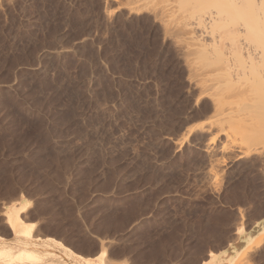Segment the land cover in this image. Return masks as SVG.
Listing matches in <instances>:
<instances>
[{
  "label": "rangeland",
  "instance_id": "rangeland-1",
  "mask_svg": "<svg viewBox=\"0 0 264 264\" xmlns=\"http://www.w3.org/2000/svg\"><path fill=\"white\" fill-rule=\"evenodd\" d=\"M117 5L0 0V237L16 244L2 219L23 203L31 236L60 242L52 250L65 259L96 258L103 237L116 264H200L252 226L264 155L210 165L193 146L215 132L197 130L213 119L210 95L238 98L212 87L198 97L176 45ZM247 256L264 264V245Z\"/></svg>",
  "mask_w": 264,
  "mask_h": 264
},
{
  "label": "bare ground",
  "instance_id": "bare-ground-1",
  "mask_svg": "<svg viewBox=\"0 0 264 264\" xmlns=\"http://www.w3.org/2000/svg\"><path fill=\"white\" fill-rule=\"evenodd\" d=\"M113 1L118 4L119 13L124 16L146 14L152 23L160 29L162 38L169 39V41L171 40L174 43L173 45H176V51L179 52L178 56L183 61V64H181L189 66L188 69L187 67L185 68L193 72L192 74L188 72L190 76H194V79H189L188 82H194V88H198L196 91L199 90L198 97H202V93L207 91L206 88L209 90V87H212L215 91L220 90L221 93L219 94L221 96L226 95L238 98L237 106H233L236 103L233 99L228 98L229 101L226 99L228 102L231 100L233 103L234 101V104L231 105V103L225 102L224 98H222L224 103L228 104L226 106L223 103L220 104L222 100L220 102L217 100L220 98L219 96L211 98L213 95L208 93L211 99L209 100L210 104H212V108L208 111L211 112L213 110V114L210 115L213 119L207 122V127L198 124L197 130L211 134L212 131H209L214 129L215 132L213 131L214 134L210 135L211 138H208L209 140L206 137L207 140L205 141L207 142L205 145H203L205 142H203V138L201 139L202 145L200 143L193 146L198 151L202 150L206 154L211 163L210 165L220 167L223 165L224 167L222 166V168L234 167L239 165L242 159L250 155H264V0ZM117 10L119 11V9ZM104 11L108 20L114 10L105 9ZM186 69L185 71H187ZM230 90L231 92L229 93ZM212 91L210 90L211 94ZM215 91H213V94H218ZM204 95L208 96L207 93ZM218 104L224 105V111L228 107L229 110L225 113H228L231 118L224 115L221 118L222 120L220 119L219 116L222 114V109L220 110ZM230 106L235 107V110L238 107L239 111L234 109L232 110L235 112L232 111ZM223 117L227 119L224 120ZM261 117L263 118L259 122ZM223 120L226 122L224 123ZM227 120H229L230 126L240 124L243 128L239 127L243 131L239 133L237 126L236 131L239 133L237 134L236 131H233V127H231L232 129H230L229 125H226L229 128L225 127L224 124H228ZM232 122L237 124L233 125ZM229 132H234L231 133L233 136H230ZM219 135H222L223 139H225L223 141L218 140ZM216 137H218L217 140L220 142H218L219 144L215 142L217 145L214 146ZM212 166H210L212 169L206 167L208 170L205 173L209 179L214 178L216 175L218 176L215 173L216 169L214 170V166ZM231 174L233 173L231 172ZM24 208L25 205L23 203L14 205L8 209L4 217L2 216V223H4L12 237L15 238L16 244L13 246L11 242H6L0 237V264H116V261H113V263L111 262L112 259L109 260L104 257L108 247L107 244L109 245L108 242L110 241L103 237L98 239L97 246L99 250L98 248L96 250L98 252L94 250L99 255L95 256L96 258L80 256L73 251L69 252V257L66 259L62 256L66 254L64 252L60 253V255L59 252L55 254L52 247L58 244L60 246L61 243L49 237L33 238V232L31 234L29 232V223L24 222L20 216ZM261 221L255 220L253 223L254 228L249 231L245 230L243 225L238 226L235 231L237 239L235 242L228 243L230 250L228 251L224 248L221 255L209 251L207 259L201 261L200 264H244L250 261L251 259L248 257L251 255H247L264 245V220ZM51 240L56 241L58 244L51 243ZM42 248L43 250L40 251ZM108 254L110 253L107 252V256ZM48 255H52L53 258L51 259ZM97 257L100 258L98 259ZM245 257L250 260H246ZM251 263L248 262V264ZM121 264L127 263L122 261Z\"/></svg>",
  "mask_w": 264,
  "mask_h": 264
},
{
  "label": "crops",
  "instance_id": "crops-1",
  "mask_svg": "<svg viewBox=\"0 0 264 264\" xmlns=\"http://www.w3.org/2000/svg\"><path fill=\"white\" fill-rule=\"evenodd\" d=\"M247 170H249V166H246ZM250 202V200L248 199V203ZM252 216L255 218V220H264V197H262V199L258 200V204L256 206H254V210H253V214ZM255 220L253 221V223L255 222ZM262 222V221H261ZM252 226L249 229H246L247 231L251 230ZM229 245L225 246L224 248H226V250H230V246ZM219 249L218 251H215L217 254L221 255L222 250L224 249ZM207 259V258H206ZM224 263V262H223Z\"/></svg>",
  "mask_w": 264,
  "mask_h": 264
}]
</instances>
